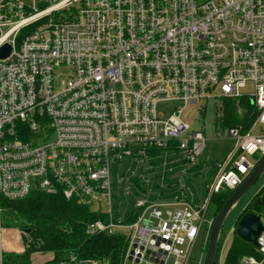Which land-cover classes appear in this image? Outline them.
Here are the masks:
<instances>
[{
    "label": "built area",
    "instance_id": "built-area-1",
    "mask_svg": "<svg viewBox=\"0 0 264 264\" xmlns=\"http://www.w3.org/2000/svg\"><path fill=\"white\" fill-rule=\"evenodd\" d=\"M5 45L0 202L60 194L108 216L89 234L127 229L123 264H188L214 220L210 196L235 190L264 157V0H0ZM211 101L215 136L234 144L205 203L139 199L136 221L117 223L112 164L172 150L193 166L206 137L183 114ZM226 101L241 121L227 128ZM2 213L0 203V264ZM256 240L238 264H264V229Z\"/></svg>",
    "mask_w": 264,
    "mask_h": 264
},
{
    "label": "rangeland",
    "instance_id": "rangeland-1",
    "mask_svg": "<svg viewBox=\"0 0 264 264\" xmlns=\"http://www.w3.org/2000/svg\"><path fill=\"white\" fill-rule=\"evenodd\" d=\"M23 1L27 5L31 3V0ZM250 88L251 85H247L246 91H249ZM204 105L201 106L199 103L196 107L187 109L183 114L184 119L190 123L191 130H200L206 137L205 148L193 166L184 160L182 153L172 150L153 153L147 159L125 157L112 164V184L114 185L112 215H114L117 223L125 220L131 212L133 204L139 199L161 206L168 205L176 199L184 198L191 202L194 207H199L205 203L213 175L219 168L218 166L225 161L234 142L229 138L220 139L215 136L217 109L212 101L207 104V109L204 108ZM160 109L166 110L165 107H160ZM238 116L240 115L238 114ZM221 119V127L227 128L224 112ZM251 159L255 160L256 157ZM139 181L141 188L134 184ZM263 187L264 170L258 176L255 184L244 192L242 197L229 209V213L222 223V243L216 255V264H227V253L233 239L235 236L237 237V223L244 212L243 210L252 197ZM161 209L169 210L171 207ZM214 213L213 206L208 203L207 218H213ZM14 231L18 232L16 228L11 227L2 232V248L5 250L8 244L11 245L16 242L14 233H11ZM115 231L123 235L127 234V229ZM207 237L206 229L201 227L188 264H202L208 243Z\"/></svg>",
    "mask_w": 264,
    "mask_h": 264
},
{
    "label": "trees",
    "instance_id": "trees-1",
    "mask_svg": "<svg viewBox=\"0 0 264 264\" xmlns=\"http://www.w3.org/2000/svg\"><path fill=\"white\" fill-rule=\"evenodd\" d=\"M250 111V107L241 102ZM226 126H235L237 107L232 101L223 105ZM244 116V120L247 119ZM156 153V152H153ZM153 153L151 155H153ZM150 155V156H151ZM141 188V183L135 182ZM232 191H222L210 196L209 204L214 216L227 201ZM3 229L16 228L19 232L21 253L2 252V264H30L33 254H50L49 264H123L127 238L120 232H97L89 234L87 227L96 221L108 224V216L89 207L64 199L60 194L46 195L34 191L16 201L1 200ZM243 214L251 213L260 217L264 225V187L246 204ZM139 211H131L123 223H134ZM241 216V217H242ZM222 230L218 236L215 256L221 246ZM255 255L252 244L236 236L227 253V264H238L245 256ZM217 256L215 257V263Z\"/></svg>",
    "mask_w": 264,
    "mask_h": 264
},
{
    "label": "water",
    "instance_id": "water-1",
    "mask_svg": "<svg viewBox=\"0 0 264 264\" xmlns=\"http://www.w3.org/2000/svg\"><path fill=\"white\" fill-rule=\"evenodd\" d=\"M9 50L10 48L8 45L1 47L0 58L8 56ZM254 166L255 167L252 169V171L243 180V183L232 191L227 201L222 205L215 215L211 229L208 233V243L203 255L202 264L215 263V251L218 243L217 239L222 230L223 220L229 213V209L242 197L244 192H246L257 181L258 176L264 170V157L259 159ZM263 229L264 225L262 224L260 217L251 213H245L237 223L236 235L241 241L248 242L252 244L253 247H256V239Z\"/></svg>",
    "mask_w": 264,
    "mask_h": 264
},
{
    "label": "crops",
    "instance_id": "crops-1",
    "mask_svg": "<svg viewBox=\"0 0 264 264\" xmlns=\"http://www.w3.org/2000/svg\"><path fill=\"white\" fill-rule=\"evenodd\" d=\"M184 199H186V198H184ZM184 199H176L174 202H170L167 206H164L165 207V209H167V208H169V207H171V209L173 208L172 206H171V204L172 203H175V202H177V201H183ZM187 200V199H186ZM188 201V200H187ZM189 202V201H188ZM191 203V202H190ZM152 204V203H151ZM154 204H156V203H154ZM153 204V205H154ZM156 205H158V204H156ZM163 208V207H162ZM2 232H4V229H3V231ZM13 235H14V237L16 238V242L14 243V244H11V245H7V248H6V250L4 249V248H2V242L3 241H1V248H2V250H3V252H6V251H10V252H16V253H21L22 252V250H23V247H21V245H20V242H19V233L18 232H16V231H14V232H11ZM3 236V235H2ZM51 258H52V256L50 255V254H41V253H36V254H33L32 256H31V258H30V264H49V262H51Z\"/></svg>",
    "mask_w": 264,
    "mask_h": 264
}]
</instances>
